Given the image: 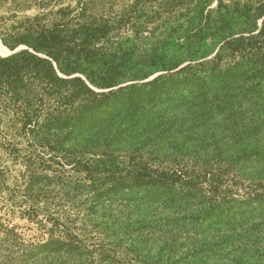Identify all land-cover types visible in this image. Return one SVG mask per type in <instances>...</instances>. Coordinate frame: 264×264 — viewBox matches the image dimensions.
Instances as JSON below:
<instances>
[{
	"label": "trees",
	"instance_id": "16d2710c",
	"mask_svg": "<svg viewBox=\"0 0 264 264\" xmlns=\"http://www.w3.org/2000/svg\"><path fill=\"white\" fill-rule=\"evenodd\" d=\"M217 11L192 21L194 32L186 41L160 39L137 56L131 52L128 59L102 46L95 48L107 25L80 24L76 13L61 9L54 11L59 19L51 23L47 14H40L17 22L9 32L0 31V42L10 51L0 54V137L19 132L36 151L22 156L24 169L8 194L18 203L43 199L46 220L63 234L23 243L27 264L47 259L59 264L71 259L74 264L93 252L73 243L70 228L55 217L68 203H88L85 212L98 233L115 236L117 242L126 239L129 246L145 238L168 245L174 241L170 230L175 221H205L212 212L223 213L235 204L257 209L263 214L260 222L210 234L206 261L264 264V0L234 8L220 3ZM207 37L216 46L211 58L204 49ZM182 60L188 63L181 66ZM141 67L158 74L138 83ZM217 116L228 123L227 134L217 135L208 125L193 138V151H203V160L176 168L161 166L160 147H172L170 136L181 130L177 121L198 125ZM124 117L140 126L136 133L143 136V147L154 145L147 157L142 151L118 155L109 149L118 130L104 122ZM204 155L225 163L208 165ZM6 178L0 168L1 185ZM234 185L243 191L242 199L230 197L229 187ZM114 201H122L119 209L112 208ZM155 202L173 211L193 202L199 207L187 216L160 219H152L145 210L133 212V206ZM50 205L59 211L52 212ZM99 205L104 217L94 219L89 213ZM40 210L32 206L24 213L35 216ZM229 241L236 242L230 244L237 252L227 257ZM93 259L88 264L120 263L105 249L98 262Z\"/></svg>",
	"mask_w": 264,
	"mask_h": 264
},
{
	"label": "rangeland",
	"instance_id": "374dc122",
	"mask_svg": "<svg viewBox=\"0 0 264 264\" xmlns=\"http://www.w3.org/2000/svg\"><path fill=\"white\" fill-rule=\"evenodd\" d=\"M263 0H0V31L9 32L12 25L40 14H47L46 21L51 23L59 19L54 11L61 9L71 13H76L77 21L80 24L103 27L108 26L104 36L94 43L95 48L100 46L113 52H118L119 56L128 59L137 56L138 52H143L154 46V43L160 39H167L173 43L186 41L189 33L194 32L192 21H197L201 15L208 12L217 14L218 5L234 8L243 6H256ZM169 33V34H168ZM169 35H172L170 37ZM211 37H207L204 41V49L207 50L208 57L211 58L216 53V46L211 43ZM170 42V43H172ZM10 51L0 42V54L6 55ZM206 58V59H207ZM199 61L201 59L198 57ZM231 57H223V61L230 60ZM187 60H182L181 66L187 64ZM89 65H84L87 70ZM158 73L149 74L147 68L141 67L138 71V83L150 80ZM144 79V80H143ZM104 125L110 126L111 129H117L118 134L109 144V149L118 155H125L132 151H142L143 156L147 157V152L152 150L154 145L148 146L146 149L144 138L137 135L140 126H132L124 117L122 119L115 118L107 120ZM180 131L173 132L170 136L172 147L161 146L160 158L163 160L161 166L165 169L176 168L181 165H192L194 161L203 160V151H193V140L195 135L213 127L216 134H227L228 123L221 119L220 116L212 120L199 123L191 122L186 119L177 121ZM118 127V128H117ZM200 133V134H199ZM137 135V136H136ZM190 136V137H188ZM9 142V144H7ZM34 146L29 142V138L8 131L5 137H0V168L6 171V180L0 184V264H27L24 256V245L31 242L39 243L46 241L50 237L60 238L63 234L59 230H52L51 221L47 219L46 205L43 199L35 201L17 202L14 196L8 193L12 188V183L16 181L18 175L23 171L24 166L21 164V158L26 154H35ZM224 148L222 152L224 153ZM230 151V149H229ZM163 152L166 155H163ZM18 154V156L16 155ZM202 156H201V155ZM211 157V156H210ZM226 158L225 156H222ZM15 158L17 160H15ZM208 165L215 167L223 165L225 162L218 163L215 160L208 159L204 155ZM177 163V164H176ZM199 163V162H198ZM178 165V166H177ZM233 192L230 196L235 200L243 198V191L238 185L229 187ZM17 203V204H16ZM122 201H114L112 208L119 209ZM109 204V203H108ZM196 202L186 205L180 209H169L163 203H148L133 206L134 213L147 214L152 219L167 218V215L174 216L189 213H196L198 209ZM72 205V206H71ZM42 210L38 211L35 216H29L24 213V209L30 207ZM88 203H72L66 204L65 209L55 213L61 221L70 228L74 240L73 243H81L88 250L93 252L83 254L74 264H88L93 260L98 262V254L105 251L114 260H119V264H208L206 257L209 254L207 245L210 234L229 232L234 228L247 226L251 222L258 223L263 214L257 209L247 207H238L237 204L228 211L220 213L212 212V215L205 221L194 219H183L175 221L172 224L174 229L170 230L174 241L168 245H163L158 240L146 239L144 241L128 245L127 240L117 242L115 236L109 234H99L97 227L88 221V212L85 208ZM69 207V208H68ZM95 212L89 213L94 219H102L103 206L99 205ZM155 208V209H154ZM48 209V208H47ZM52 212L59 211L52 205L49 206ZM260 212V213H259ZM152 215V216H151ZM171 216V218H172ZM42 220L43 224H40ZM70 220V224L67 223ZM164 222V221H163ZM87 229H84V224ZM9 230V231H8ZM14 233L19 235L15 237ZM204 233V234H202ZM189 238V239H188ZM205 238V240H201ZM115 242L113 243V241ZM111 242V244H109ZM230 243L236 245V242H228L226 253L233 256L235 252L232 250ZM130 249V250H129ZM129 251V252H128ZM198 254H194V252ZM130 253L131 259L127 256ZM226 255V254H225ZM68 264H72V260H68ZM39 264H59L58 261L47 259ZM118 264V263H116Z\"/></svg>",
	"mask_w": 264,
	"mask_h": 264
}]
</instances>
